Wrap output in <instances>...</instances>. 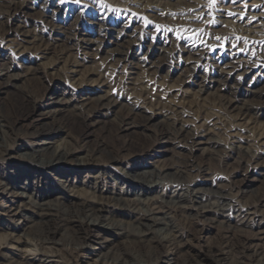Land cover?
Instances as JSON below:
<instances>
[{
  "label": "bare ground",
  "instance_id": "obj_1",
  "mask_svg": "<svg viewBox=\"0 0 264 264\" xmlns=\"http://www.w3.org/2000/svg\"><path fill=\"white\" fill-rule=\"evenodd\" d=\"M123 1L142 6L143 9H152L151 5L159 6L163 3L161 0ZM182 1L188 3L189 9H184L180 16L192 17L197 14L194 17L195 24L190 29L192 31L185 37L187 42L197 41L198 46H184L181 49L172 46L169 50L157 47L156 53L161 57L155 63H149L147 70H158L166 66L173 68V65L174 70L181 67L185 73L181 85L192 83L197 88L195 94L199 95H207L211 89L213 100L201 101L187 109L173 108L168 103L176 94H171L169 87L142 85L143 95L160 99L162 102L157 103L156 109L165 110L168 114V117L159 121L162 124L159 133L153 135L155 141L175 142L190 151L207 145L211 160L217 167L224 168L228 175L225 178L213 175L214 183H208L211 166L194 163L191 159L176 161L173 166L160 168L134 166L120 176L108 177L110 181L119 182V189L110 188L98 176L76 187L75 199H69L68 192L72 189L68 185L70 190L65 189V185L56 186L48 182L47 177L51 172L64 167L62 173L77 174L88 167L90 162H123L126 158L133 160L136 156L128 154L125 158L115 157L103 137L96 139L93 145H88L91 129L102 118L108 119L111 116L107 122L115 124L116 131L123 132L126 128H147L156 118L155 114L141 116L140 112H136L138 104L123 102L120 92L109 89V86L108 91L92 97H72L62 108L57 107L60 104L58 100H53L61 94H51L48 99L51 101L39 112L37 101L28 92H19V83L23 81L21 77L7 75L9 67H2L0 72H6L7 80L0 81V94L7 96L11 116L5 115L0 103V162L8 160L13 150L5 140L7 134L16 133V136L23 135L33 140L52 141L63 133L59 120L62 121L67 114L77 120L83 130L80 135L72 136L77 144L75 150L51 147L48 143L33 145L29 149L21 147V162L25 165L23 169L15 180L0 178V193H5L10 203L4 209V223L0 224L5 230L20 233L17 241L7 236L0 238V260L3 257L2 251L11 254L5 264H79L81 259L86 258L87 252L95 250L94 247L89 249L86 246L90 227L99 228L114 237H123V242L131 247L130 251L116 248L99 256L100 264H201L203 260H208L210 264H226L227 256L232 257L233 264H257L253 256L257 255L260 248H264V214L260 217L257 215V211L264 207V189L243 201L236 197L235 190L245 182L236 181L238 177L247 179L251 169L264 168V153L260 152L264 149V134L250 135L247 143L251 142L252 147L237 148L232 143L241 130L239 127L246 120L250 124L257 123L259 119L264 120V87L257 90L242 89L247 71H239L248 64L253 66L248 57L250 55L247 56L249 59L244 58L240 49L255 51L256 57L264 58V1L261 4L256 1L247 4L244 1L237 7H233L232 0H216L203 4L204 7L200 6L199 1L196 9L189 4L193 0ZM228 1H231L232 6L227 5ZM99 4L98 12L87 17L79 5L73 3L71 7L64 8L56 5L53 0H0V38L13 32L8 23L18 16L28 17L41 27L47 25L52 34H62L63 39L57 40L49 35L44 37L41 30L37 34L35 31H27L26 21L17 25L14 31L19 32L22 40L33 45V49L40 54H46L56 47L61 48L62 53H85L88 46L92 47L89 50L98 55L103 67L97 72L100 86H106L105 72L113 71L127 57H133L131 51L135 46L140 49L137 41L142 34H136L127 25H121V22L106 19L111 10L123 13L121 8H113L103 2ZM63 9L73 18L66 28L57 23L56 16H53ZM47 11L51 14L47 15ZM215 15L223 16L224 19L216 20ZM82 21L87 25L98 26L97 36L100 39L94 42L81 39L88 30ZM109 24L112 25L110 28ZM218 25L222 32L213 29ZM142 32L149 34L148 31ZM208 41L217 43L214 48H225L231 54L221 56L222 52H219L216 58L210 57L206 49L209 47ZM107 45L114 48H107ZM21 49L23 51L27 48L20 47L17 52H22ZM154 52L148 49L147 54L150 53L148 56L151 57ZM45 88L49 89L47 86ZM245 94L251 95V98L244 99ZM123 109L126 110L125 114ZM216 110L222 116L213 112ZM37 111L39 123L33 125V128H23L21 122ZM137 116L142 119L138 126L134 121ZM48 118H52L54 123L58 122L46 126L43 121ZM186 118L197 121L198 125L187 126L189 120ZM200 121L204 123L200 124ZM205 123L215 127L225 139H211L212 128ZM141 156L149 157L150 151H142ZM229 160L233 164H229ZM99 174L105 172L99 170ZM12 188H18L23 194L13 192ZM169 188H177L179 193L163 196L160 200H152L150 197L157 189L168 194ZM21 197L24 198V206H17L14 198ZM203 197L206 198L205 202L202 201ZM209 200H215L216 205L209 204ZM236 205H242L243 208L236 209ZM242 213L251 217L237 219ZM155 214L161 215L163 220L157 221L153 217ZM89 218H92L90 224L87 223ZM17 220L18 224L13 226L12 223ZM107 220H110V225L103 224ZM198 225L201 229L197 230L195 227ZM205 227L215 228L220 234L218 241L207 247V254L202 255L200 251L190 248L194 233ZM31 228L36 230L26 233ZM62 234L65 235L59 240ZM11 242L16 246H10L13 245L9 244ZM102 242L95 244L100 248ZM183 249H186V253ZM15 250L18 254L13 252Z\"/></svg>",
  "mask_w": 264,
  "mask_h": 264
},
{
  "label": "rangeland",
  "instance_id": "obj_2",
  "mask_svg": "<svg viewBox=\"0 0 264 264\" xmlns=\"http://www.w3.org/2000/svg\"><path fill=\"white\" fill-rule=\"evenodd\" d=\"M53 1L56 5L64 8L71 7V3L74 5L78 4V7L83 10V13L87 17H89L88 15L98 12V5H100L99 2H103L113 8H121V12H125V15H123V13H115V11L111 10L109 11L110 13L106 15V19L111 22H121V25H127L131 28V30L133 29L136 34L140 32V35L142 34V36H139L141 40L139 38V40L137 39L140 49L135 46V48L131 51V55H133V57H127L126 61L121 63L120 67L114 68L113 71L110 70L111 72H105L106 86H100V78H98L97 72L101 71L103 67L98 55H95L92 50H89L92 47L88 46V51H85V53H62L61 48L56 47L55 50L51 49L46 54H40L37 50L33 49V45H29L22 40L19 32L16 30L14 31L17 25H22L23 21H26L27 23L25 24V29L27 31H35L37 34L41 30L40 33L43 34L44 37H48L49 35V37L53 36V38L57 40L63 39L62 34H52L48 30L49 27L47 25H43L41 27L36 23V21L32 22V20H30L28 17L20 18L18 16L17 18H12L8 24L11 31L13 29V32H9L8 36L0 38V70L2 67H9L7 75L21 77V80L23 81H21V84L19 83V92H28L31 97L39 104L40 112L43 111L46 108L45 105L51 101L48 100L51 94H61L53 100H58L60 104H57V107L62 108L72 97H74V99L82 96L92 97V95L95 94H102V91H108L107 88L109 86V89L115 92H120V94L123 96V102L127 103L128 101L129 103L134 102L138 104L139 108L136 109V112H140L141 116L155 114L156 118L148 125L147 128H126L127 130H124L123 132L116 131L115 124L107 122L108 119H111V116H108V119L102 118L101 122L96 124L94 128L91 129V134H89L90 137L88 138V145H93L96 139L103 137L105 142L112 149L115 157L125 158L128 154H135V158L133 160H128V158H126V160H123V162L113 161L107 163L104 160L97 163L90 162L88 167L77 174H64L62 173L64 167H62L59 168L57 172L50 173V176L47 177L48 182H51L56 186L65 185V189H72V191L68 192L69 199H75L74 196L77 195L75 192L77 189L76 187H80L82 183H87L93 177L99 176V179L105 183H108L107 185H109L110 188L119 189L121 187L119 182L117 180L114 182L110 181L108 177H115L116 175L120 176L126 170L133 169L134 166H153L160 168L163 166H173L176 161H181L184 159H191V161L200 165L209 164V166H211V175L207 178L208 183H214L215 179H213V175H217L219 178H225L228 175L227 172L224 170V168L217 167L218 165L211 160L209 156V147L207 145H203L197 150L190 151L189 149L183 148L175 142L168 143L162 140L155 141L156 139L153 133H159L162 125L159 121L163 120L165 116L168 117V114L165 110L160 111L156 109L157 103L161 101L160 99L156 97L146 98V96L143 95L144 91L141 88L142 85H148L150 87H152V85H158V87L159 85L163 87H169L171 94H176V96L170 99V103H168L173 108L181 107L183 109H187L189 106L201 103V101L211 102L213 100L211 97V89L207 92V95H199L195 94L197 88L192 83L186 86L181 85V80L185 78V73L181 67L174 70L173 68L175 66L173 65V68H168L166 66L161 67L158 70H147V65L149 63H155L161 57L160 54L156 53L158 48L161 50H169L172 46L173 48L178 49H181L184 46H198L196 39V42L191 40L187 42V36L185 37V35L192 31H190V29L192 24H195L193 22L194 17L197 14L192 17H187L185 15L180 16L184 9H189L188 3L182 0H161L163 2L161 5H151L152 9H143L142 6L137 7L136 5L126 3L123 0H65L64 3H61V0ZM199 1L201 2L200 6L204 7L203 4L216 0H193L189 4L192 5L194 9H196ZM244 1L247 4L253 3L254 1L261 4V2L264 0H239V3H237V0H232V5L233 7H237L236 5ZM230 3L231 1H228L227 5H231ZM33 8L37 7L34 6ZM126 8L128 10H126ZM207 10L208 9H205V11ZM48 13L51 14V12L47 11L46 14L49 15ZM53 16H56L55 19L57 20V23L63 24L65 28L68 27V25L73 21L72 16H68L67 13L64 12V9L57 12V14H53ZM222 17L223 16L215 15L216 20H219L218 18L221 20L224 19ZM82 23L87 26L88 30L85 31V36H81V39L89 42H94L98 38L100 39V37L97 36L99 31L98 26L87 25L84 21H82ZM111 26L112 25L109 24L108 28ZM213 29L217 32L223 31L220 25L214 26ZM142 31H148L149 34H143L144 32ZM210 38L216 39L217 37ZM207 43L209 47L206 49L212 58H216L219 52H222L220 54L221 56L231 54V52L227 51L225 48L223 50L220 48H214L215 44H217L214 41H208ZM20 47H26L27 49H24L23 51L21 49L22 52H17L18 48ZM106 47L114 48L109 45ZM148 49H150L152 52L155 51V54L149 57L148 55L150 53L147 54ZM240 50H242L240 51L242 55L244 53V58L249 57L250 59H248L251 61V63H253V66L252 64H248L247 67L239 70L247 71V75L244 77V81L242 83V89L249 88L250 90H257L262 86L264 87V58L256 57L255 51L250 52L248 50H244L243 48ZM143 62H146L144 67ZM254 63L257 65H254ZM203 70L205 71V69ZM208 70L209 69H207V71ZM5 74L6 72L4 71L0 72V81L3 82L7 80ZM197 81L198 80L196 79V82ZM44 86L49 87V89H46ZM178 90L180 91L178 92ZM245 96L246 97H244V99L251 98V95L249 96V94H245ZM0 103L5 115L11 116L8 99L5 94H0ZM39 112L37 111L36 113L30 115L27 119L23 120L21 122L23 128H33V125L36 126V124L39 123L37 121V119L40 118L38 116ZM213 112H216V114L222 116V114L217 110ZM123 113L125 114L126 110H124ZM186 119L189 120V122H187V126L191 127L193 125H198L197 121H193L190 118ZM141 120L142 119L140 116L135 117L134 121L138 123L137 126ZM59 121L62 123L63 133L54 138L52 141L33 140L32 138H27L23 135L21 137L19 134V136H16V133L7 134L5 136V140L8 145L13 148V150L10 152V158L8 160L0 162V178L3 179V177H6L10 180H15L19 171L23 169L22 167L25 165L21 162L23 157V151H21V147L29 149L33 145L48 143V145L51 147L75 150L77 148V144L75 143L72 136L80 135L82 133L83 130L80 123L74 118H70L68 114L62 121ZM43 122H46L47 126L56 125L58 121L54 123L52 122V118H48ZM202 122L204 123V121H200V124ZM205 125L208 124L205 123ZM208 126L209 128H212L210 125ZM239 128L241 130H239L238 136L234 139L232 143L233 146L237 148H245L251 145L252 147L251 142L247 143L248 139L250 138L251 134H253V136L260 134L261 132L264 134V120L259 119V121L255 124H250L246 120L245 123ZM245 130H248V132H245ZM211 131V139L215 141H222L225 139V137L215 127L212 128ZM147 149L150 151V156H141V152ZM260 152L264 153V149L260 150ZM82 158H84V156ZM228 163L233 164V162L230 160ZM99 170L105 172V174H99ZM237 180H245L242 186L235 190L236 197L243 201V199L245 200L253 193L264 189V168H253L251 169L250 174L247 175V179H244L243 176H240L236 179V181ZM104 185L106 186V184ZM12 189H14L13 192L22 193L18 188ZM169 189L170 190L168 194L161 189H157L153 192V194L150 195V197L152 200H160L163 196H173L174 194L179 193L177 188ZM128 198L132 197L128 196ZM14 200H16L15 202H17V206H24V198H14ZM205 200L206 198L203 197L202 201L205 202ZM207 202L211 205H216L215 200H209ZM9 204L10 203L8 202V198L6 197L5 193H0V223L3 222L2 218L4 217V209L8 207ZM240 208H243V206L236 205V209ZM262 214H264V207L257 211V215H259V217ZM246 216L247 215L245 213H242L237 219L242 217H251ZM153 217L156 218L157 221H161L160 219L163 218L158 214L153 215ZM91 221L92 218L87 219V223L90 224ZM109 221L110 220H107L103 224L110 225L111 223ZM12 224L13 226H16L18 224V220L14 221ZM195 228L197 230L201 229L199 225ZM35 230V228L27 229L26 233L30 234ZM219 234V231L211 227H205L202 231H197L194 233V239H192L193 245H191L190 250L193 249V251H200L202 255L207 254V247L218 241ZM64 235L65 234H62L61 237H58V239L62 240ZM5 236H7V238L11 237V240L13 241H17V239L20 237V233H12L8 229L5 230L0 224V238ZM88 236L89 237L86 242V246L89 249L90 247H94L95 250H89L91 252H87L86 258L81 259L79 264H100L99 256L109 253V251H113V249L116 248H126L125 250L127 251L131 250V247L123 242V237H114L108 235L99 228L90 227ZM27 238H29V236ZM100 241L103 242L99 248L95 243ZM9 244H13L10 246H16V244L12 242ZM161 249L163 250L164 248ZM185 250L186 249H183L184 253H186ZM13 252L18 254L17 250ZM187 252L190 253V251ZM2 254L3 257L0 260V264H5V260L8 259V256L11 254L6 250L2 251ZM253 259L255 260V263L257 262V264H264V248H260L257 252V255L253 256ZM200 263L210 264L208 260L200 261ZM226 264H233L231 256H227Z\"/></svg>",
  "mask_w": 264,
  "mask_h": 264
},
{
  "label": "snow or ice",
  "instance_id": "obj_3",
  "mask_svg": "<svg viewBox=\"0 0 264 264\" xmlns=\"http://www.w3.org/2000/svg\"><path fill=\"white\" fill-rule=\"evenodd\" d=\"M65 2V0H61V3H64Z\"/></svg>",
  "mask_w": 264,
  "mask_h": 264
}]
</instances>
